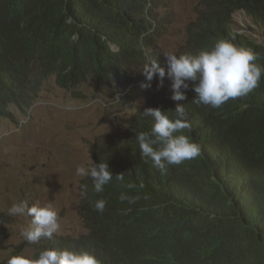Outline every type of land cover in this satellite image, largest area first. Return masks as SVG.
Masks as SVG:
<instances>
[{
  "label": "trees",
  "instance_id": "1",
  "mask_svg": "<svg viewBox=\"0 0 264 264\" xmlns=\"http://www.w3.org/2000/svg\"><path fill=\"white\" fill-rule=\"evenodd\" d=\"M15 1L32 28L10 16L5 19L0 34V117L9 116L10 103L26 109L42 80L52 73L58 75L62 86L89 77L94 88L115 85L119 93L121 88L124 92L129 89L122 99L135 95L131 73L149 55L152 57L149 50L153 49L156 0ZM258 1L264 4V0ZM220 4L230 12L237 0H220ZM259 15L253 13L249 21L264 33V18L257 24ZM213 19L216 25L231 23L229 16ZM44 28L47 30H40ZM111 44L118 45L119 52L111 51ZM257 61L264 67V54ZM153 78L154 90L148 101L168 89L165 77L162 86L156 76ZM262 92L264 80L243 104L229 103L208 110L191 100L185 107L221 117L240 135L245 148H264ZM159 95L151 105H157ZM211 138L221 146L227 141L224 136ZM117 154L124 166L132 164L135 169L125 171L123 165L113 164L114 169L109 168L113 179L102 192L97 193L93 185L87 189L85 217L88 213L96 223L121 219L132 240H145L153 250L167 252L172 256L170 264H264V169H260L256 185L233 198L223 189L215 171L198 165L203 157L173 170L176 185L171 192L152 191L142 179L144 163L132 141L120 146ZM118 174H123L122 180L117 179ZM101 199L106 204L104 211L98 212L95 202Z\"/></svg>",
  "mask_w": 264,
  "mask_h": 264
},
{
  "label": "clouds",
  "instance_id": "2",
  "mask_svg": "<svg viewBox=\"0 0 264 264\" xmlns=\"http://www.w3.org/2000/svg\"><path fill=\"white\" fill-rule=\"evenodd\" d=\"M198 1L203 9L195 20L189 22L187 40L177 53L164 54L165 60L162 62L158 61V55L153 57L155 39L158 37L155 27L160 25L156 9L161 0H156L152 14L155 22L151 43L153 49H148L153 58L149 55L146 62L135 69L142 67L143 75L137 79L139 84L141 79L144 80L142 88L153 87L154 90L153 77L156 76L161 86L165 77L168 89L156 94H160L155 101L157 105L150 104L155 95L139 107L130 119L118 125L115 132L96 138L90 147L93 162L89 157L90 164L77 166L76 175L83 177L79 185L83 193L80 209L86 234L77 238L56 235L60 223L58 212L51 202L29 206L27 200H20L8 210L10 215H26L31 218L27 226L20 227V236L29 244L42 242L43 245H37L40 248L33 258L15 253L8 258L7 264L171 263L172 256H167V252L153 250L145 240H132L121 224V219L96 223L88 218V213L85 217L83 199L87 189L93 185L97 193L102 192L103 186L113 179L109 169L113 168V164L123 165L125 171L135 169L132 164L124 166L120 154H117L125 142L130 144L132 141L135 145L138 157L144 163L142 179L146 188L152 191L171 192L176 185L173 170L203 157L204 161L198 165L202 167L204 164L206 168L215 171L223 189L233 198H238L249 186L259 182L260 169H264V148H245L240 135L221 117L202 109L192 111L185 106L193 100L205 109L217 110L229 103L243 104L257 92L264 80V67L257 61L264 54V33L249 20L253 13H259L257 24L262 23L264 4L258 0H242L247 3L244 5L241 0H237L236 7L228 12L220 0ZM7 16L32 28L15 0H0V34ZM214 16H229L231 23L216 25ZM110 50L119 52V46L111 44ZM51 78H54L56 86L69 90L73 97L83 95L78 88L84 84L97 93L115 88V85L94 88L89 77L75 85L62 86L58 82V75L52 73L42 80L26 109L22 110L10 103L7 106L9 116H2L0 120H13L10 105H14L23 115H28L43 85ZM123 92L121 88L120 93ZM260 97L264 100V92ZM131 124L135 126L132 129L129 127ZM212 135L217 138L224 136L227 141L221 146L211 138ZM214 154L217 155L216 159L212 158ZM116 176L117 179H123V174ZM121 199L125 197L121 196ZM105 204L103 199L97 200L95 209L103 212Z\"/></svg>",
  "mask_w": 264,
  "mask_h": 264
},
{
  "label": "rangeland",
  "instance_id": "3",
  "mask_svg": "<svg viewBox=\"0 0 264 264\" xmlns=\"http://www.w3.org/2000/svg\"><path fill=\"white\" fill-rule=\"evenodd\" d=\"M203 6L198 0H161L156 9L160 25L155 28L153 57L164 61L168 52L177 53L188 37L189 22L195 20ZM142 68V67H141ZM140 69L132 76L137 92L124 98V92L107 88L97 93L84 84L81 97L56 86L54 78L43 85L28 115L9 106L13 120H0V264L14 253L34 257L43 243L29 244L19 234L28 216H13L9 208L20 200L29 206L51 202L58 212V236L79 237L86 234L80 209L83 193L76 175L79 165L93 162V141L115 132L118 125L134 115L148 101L152 88L137 82ZM90 157V159H89Z\"/></svg>",
  "mask_w": 264,
  "mask_h": 264
},
{
  "label": "bare ground",
  "instance_id": "4",
  "mask_svg": "<svg viewBox=\"0 0 264 264\" xmlns=\"http://www.w3.org/2000/svg\"><path fill=\"white\" fill-rule=\"evenodd\" d=\"M122 193V192H121ZM120 196V195H119ZM123 200V199H122ZM216 238H217V236H216ZM220 242H222V241H220ZM235 251V250H234Z\"/></svg>",
  "mask_w": 264,
  "mask_h": 264
}]
</instances>
